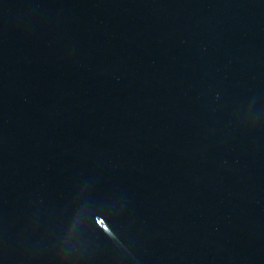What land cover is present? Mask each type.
<instances>
[{
  "label": "water",
  "instance_id": "95a60500",
  "mask_svg": "<svg viewBox=\"0 0 264 264\" xmlns=\"http://www.w3.org/2000/svg\"><path fill=\"white\" fill-rule=\"evenodd\" d=\"M0 264H264V0H0Z\"/></svg>",
  "mask_w": 264,
  "mask_h": 264
},
{
  "label": "snow or ice",
  "instance_id": "6c2138e0",
  "mask_svg": "<svg viewBox=\"0 0 264 264\" xmlns=\"http://www.w3.org/2000/svg\"><path fill=\"white\" fill-rule=\"evenodd\" d=\"M103 222L101 221V224H102Z\"/></svg>",
  "mask_w": 264,
  "mask_h": 264
}]
</instances>
